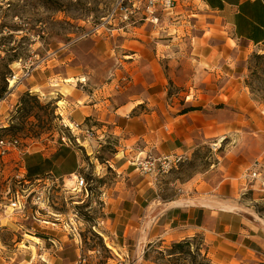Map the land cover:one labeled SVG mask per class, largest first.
<instances>
[{
    "label": "crops",
    "instance_id": "0c3cea01",
    "mask_svg": "<svg viewBox=\"0 0 264 264\" xmlns=\"http://www.w3.org/2000/svg\"><path fill=\"white\" fill-rule=\"evenodd\" d=\"M201 5L213 18L207 25L217 27L216 31L204 28L213 31L208 38L206 33L202 35L200 25L193 34L185 23L177 27L168 24L171 17L158 26L139 24L127 31L116 30L119 38L130 37L117 46L102 40L97 43L115 51L118 67L109 75L95 69L70 68L63 78L60 74L48 78L44 85L51 88L48 95L43 94L42 86L27 81L11 88L0 100L5 125L16 109L18 94L31 92L55 100L57 115L75 128L76 146L81 149L71 148L73 167L63 170V160H58L55 169L35 179L34 184L45 181L48 188L50 178L52 184H58L56 190L60 181L72 185L71 176L88 171L81 159L84 152L88 162L97 163L93 149L101 147L106 137L118 140L114 157L95 164L92 174L97 176L101 191L93 205L99 203L104 212L96 233L105 240L120 238L117 249L121 254H117L121 264H140L146 244L194 237L202 238L212 264L264 263V106L246 87L241 70L250 55L264 54V0H201ZM177 10L178 6L172 16ZM80 79L86 83H79ZM188 107L198 109L182 112ZM223 138L224 150L205 170L184 181L169 177L171 191L174 187L178 193L166 199L154 196L157 179L144 172L139 162L174 154L190 160ZM29 152V148L23 151ZM21 153H10L6 162L10 156L21 157ZM53 153L42 156L50 158ZM21 160L20 171L26 175ZM108 169L118 176L114 191L106 188ZM254 171L260 175L256 179L250 177ZM68 218L52 224L56 228L45 226L49 231L42 234L47 239L25 231L23 242L30 245L23 244L22 253L36 255L48 264H85L81 259L86 260V248L77 243L79 222ZM40 219L41 225H49L44 223L48 220ZM9 222L8 217L0 218V228L17 232ZM31 237L39 241H31ZM0 261L30 264L4 244Z\"/></svg>",
    "mask_w": 264,
    "mask_h": 264
},
{
    "label": "rangeland",
    "instance_id": "374dc122",
    "mask_svg": "<svg viewBox=\"0 0 264 264\" xmlns=\"http://www.w3.org/2000/svg\"><path fill=\"white\" fill-rule=\"evenodd\" d=\"M115 0H0V74H9V80L12 79L13 75H18L22 73L24 67L29 69H35L33 72L32 79L28 80L29 83L35 84L36 86H42L41 91L44 95L51 90V88L44 87L45 83L48 82L50 76H66L65 71L70 68L82 67L85 71L89 70H100L102 72L114 71L118 67L117 62L114 58V52L105 46H98L97 43L101 41L102 43L108 42L111 46H117L120 40L130 37L118 36L116 33H112L113 28L104 29L100 31V35L95 37H88L80 39L81 36L88 31L92 26L96 25L104 18L112 4ZM213 18L205 14V10L201 5V0H178V10L177 14L173 16L168 21L175 27L180 24H184L194 34L197 31L195 26L203 27L201 29L202 35L206 33V38L213 35V31H216L217 27H212ZM140 24V25H139ZM142 26L144 24L138 23L137 26ZM151 26L150 24H147ZM124 25H119L118 28ZM206 26L213 31L206 32ZM132 28V26L124 28L123 31H127ZM205 28V29H204ZM195 29V30H194ZM128 33V32H127ZM198 33L197 34H201ZM125 37V38H124ZM108 38V40H106ZM104 40V41H103ZM110 46V47H111ZM109 48V49H108ZM114 48V47H111ZM47 58L44 62L42 60ZM71 60V61H69ZM241 70L245 72V85L253 94L254 99L261 105L264 106V54L250 55L241 66ZM45 77V78H44ZM53 77L52 79H55ZM63 78V77H62ZM109 82V81H108ZM28 82L25 81L24 84ZM3 82L0 80V87ZM116 85L119 86V83ZM127 85L121 86L125 88ZM8 90L10 91L11 81L7 83ZM8 91V92H9ZM172 91V87H171ZM6 95H4L5 97ZM3 97V98H4ZM37 111V110H36ZM14 113V112H13ZM38 115L41 116V121H37L34 117L28 118H17L11 123V119L8 120V125L2 122V116L0 117V138H10L17 137L20 142L19 149L21 150V157L10 156L6 162V157H0V214L6 206V201L2 200L4 192L6 189L11 188L12 190L20 187L29 188L32 186L37 190H42L45 193V198L48 199V203L45 205V210L40 212L39 218H44L48 220L49 225H33L36 223L30 217L28 220H15L17 219L15 215L8 217L10 220L9 225L13 226L14 229H18L17 232L13 230H8V228H0V248L3 244L6 245V249L12 250V253L19 257V259L28 260V263L35 264L36 261L39 264L40 259L36 255L33 259V255L22 253L24 250L23 244L30 245V243L23 242L25 239V231H31L32 235L42 239H47L44 237L49 230L45 226L53 227L52 224H59V221H55V217L58 216L59 220L68 217H74L76 212L78 213L77 220L79 222L77 230L79 231L77 237L78 245L86 248V253L83 255L85 259V264H121V258L118 256V244L120 243V238H110L103 239L99 236L96 231H98V219L104 216L102 208L99 207V203L95 206L93 202H96L99 197H101L100 183L97 176L92 174L95 164L104 163L106 160L113 158L118 151V140L114 137L104 138V144L101 147L93 149V157L97 159V163H90L89 158H87L85 152L82 156V161L84 162V167H88V171L82 172V176L91 185L89 188L90 195L85 197L83 193H71L67 188L62 185V181L59 182L60 187L56 186L58 184H52L53 179H48V188L43 184H34L32 181L30 184H25L22 179V173L20 171L22 160L25 164L26 155H33L39 153L42 155L44 152L54 153L52 156L59 151L61 148H68L64 146L61 142L60 137L64 134L66 136H71L69 129L64 126L63 119L60 115L52 113L47 115L44 111H39ZM18 115H15L17 117ZM59 116L60 119H57ZM66 118V117H65ZM68 123V121H66ZM10 125L16 127L12 131H3L2 129L8 128ZM217 143V142H216ZM80 150L81 148L74 146L72 148ZM29 148V153H23V151ZM71 149V148H68ZM35 150H43V152H35ZM224 150L221 148L214 152L211 147L200 151L196 157H192L190 160H184L177 167L170 170L168 173H158L154 175L157 179L155 182V195L159 196L161 199H166L173 193H178L177 190L169 186V177L172 180H188L194 176L195 172L198 170H205L209 164L217 159L220 152ZM216 156L212 157V154ZM51 156V157H52ZM63 160L60 167L63 170H67L74 165V159L72 155ZM83 162L80 165L83 166ZM44 178V177H43ZM21 182V186L18 185ZM119 181L116 172L112 169L107 170V175L105 178L106 188L110 191H114L117 187ZM45 189V190H44ZM118 192V191H117ZM85 200V201H84ZM78 202H81L79 204ZM30 210H35L36 207L27 206ZM11 210H8V214ZM3 215V214H2ZM0 216V218H6V216ZM107 217H111L106 214ZM115 217V214L112 215ZM48 217V218H47ZM42 219V221H44ZM67 221H64L65 224ZM69 223V222H68ZM1 225V224H0ZM17 225V226H16ZM41 225V226H40ZM19 226H22L20 228ZM66 226V225H65ZM97 226V227H96ZM6 229V230H5ZM62 229V228H61ZM109 229V227H108ZM53 233L54 231L51 230ZM110 244L116 250H112L106 244ZM36 242V241H35ZM48 244L49 242H45ZM194 248H201L202 252L197 258V262H201L202 258H206L208 264H212L210 259L206 257L203 249L204 243L202 238H194ZM173 243L170 242H157L155 244H146L142 248L140 255V264H164L165 260L161 259L157 250H154L158 246L159 249L163 250L169 247ZM20 245V246H19ZM120 253V252H119ZM121 254V253H120ZM26 256V257H25ZM128 260V259H127ZM33 261V262H31ZM130 261V259H129ZM189 261V260H188ZM1 262V261H0ZM126 262L122 263L125 264ZM3 264V263H1ZM180 264H192L191 261H181ZM243 264H264L254 260L248 261Z\"/></svg>",
    "mask_w": 264,
    "mask_h": 264
},
{
    "label": "built area",
    "instance_id": "2783aa9c",
    "mask_svg": "<svg viewBox=\"0 0 264 264\" xmlns=\"http://www.w3.org/2000/svg\"><path fill=\"white\" fill-rule=\"evenodd\" d=\"M178 6L177 0H115L109 9L107 15L101 19L99 23L92 26L88 31H86L80 39L95 37L97 34L100 35V31L104 29L113 28V31L118 29L123 30L127 27H134L138 23L142 24H150L153 26H158L164 19L172 17V13L175 12ZM119 25H124L118 28ZM47 60L44 58L42 62ZM35 69H29L24 67L22 73L18 75H13V87L19 85H23L25 81H28L32 76ZM126 81V79H123ZM79 83L85 84V79H80ZM64 126L69 129V132L72 138L62 135L60 137L61 142L64 146L68 148H72L74 143H79L78 139L74 136V126L70 124L64 123ZM87 135H90V131L85 132ZM224 138L217 141V143L212 144V149L214 152H217L221 148V144L223 143ZM20 142L18 139H1L0 140V157L5 158L10 153L14 151H21L19 149ZM185 160L184 155H166L161 157H148L143 161L138 163V166L147 173H152L155 176L158 173H168L173 168L177 167L181 162ZM257 166V165H256ZM260 175L257 171H254L250 174L252 179L258 178ZM23 181H25V175L22 176ZM72 180V185L67 184L65 182L63 185L67 188L71 193H83V195L87 198L90 195V184L86 181V179L81 175H73L69 178ZM25 184H30L32 181H25ZM18 185L21 186V182H18ZM45 193L42 190H37L30 186L29 188L18 187L15 190L8 188L4 192V200L6 201V206L4 210H2V214L6 217H10L11 215H15L17 219L15 220H28L30 217L36 223H39L41 219L39 218L40 212L45 210V205L48 203V199L45 197ZM36 207V209L30 210L28 205ZM11 210V213L8 214V210ZM78 213L74 215V219L77 218ZM58 216L55 217V221H58ZM44 223L49 224L50 222L44 221ZM70 224V222H69ZM71 225V224H70ZM73 231L76 232V229L71 227ZM1 246V245H0ZM2 247L0 248V250ZM33 258L32 260H34ZM43 264H48L44 262ZM81 263H85V260H81ZM32 264V263H30Z\"/></svg>",
    "mask_w": 264,
    "mask_h": 264
},
{
    "label": "trees",
    "instance_id": "16d2710c",
    "mask_svg": "<svg viewBox=\"0 0 264 264\" xmlns=\"http://www.w3.org/2000/svg\"><path fill=\"white\" fill-rule=\"evenodd\" d=\"M0 80L3 82V85L0 87V100L8 93L7 83L9 81V74L2 73L0 74ZM198 109L197 107H188L182 112H188ZM37 110V111H36ZM57 105L55 100L49 97H42L39 93H19L18 94V103L14 113L11 117V123L17 118H28L34 117L37 121H41V116L38 115L39 111H44L47 115L56 113ZM15 115H18L15 117ZM57 119H60L59 116H56ZM13 125H10L8 128L2 129L3 131H12L15 129ZM70 137V136H68ZM71 138V137H70ZM1 139H17V137L10 138H0ZM71 149L61 148L57 151L52 157L44 158L41 154L36 153L33 155H26L25 158V168L26 175L25 179L27 181H34L35 179L43 178L46 174L50 173L55 169V162L60 159H65L72 155ZM74 169V168H73ZM72 170V169H69ZM195 238V237H194ZM194 238L186 239L180 242L173 243L169 247L164 248L163 250L159 249L158 246L152 247L157 250L161 259L165 260L164 264H180L181 261H191L192 264H208L206 258H202L201 262H197V258L200 256L202 249L194 248ZM206 257V251L203 249ZM189 260V261H188Z\"/></svg>",
    "mask_w": 264,
    "mask_h": 264
},
{
    "label": "bare ground",
    "instance_id": "6f19581e",
    "mask_svg": "<svg viewBox=\"0 0 264 264\" xmlns=\"http://www.w3.org/2000/svg\"><path fill=\"white\" fill-rule=\"evenodd\" d=\"M11 85L13 86L14 84H13V81H11ZM30 237V236H29ZM31 241H36V242H38L39 241V239H37V238H34V237H31ZM107 246L109 247V248H111V249H114L110 244H108L107 243Z\"/></svg>",
    "mask_w": 264,
    "mask_h": 264
}]
</instances>
